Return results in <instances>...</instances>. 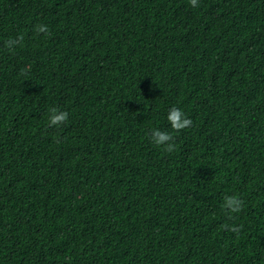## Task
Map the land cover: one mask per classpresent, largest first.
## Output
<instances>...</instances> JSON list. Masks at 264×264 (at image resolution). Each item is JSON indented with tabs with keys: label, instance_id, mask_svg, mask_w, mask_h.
<instances>
[{
	"label": "trees",
	"instance_id": "1",
	"mask_svg": "<svg viewBox=\"0 0 264 264\" xmlns=\"http://www.w3.org/2000/svg\"><path fill=\"white\" fill-rule=\"evenodd\" d=\"M0 264H264V0H0Z\"/></svg>",
	"mask_w": 264,
	"mask_h": 264
},
{
	"label": "clouds",
	"instance_id": "2",
	"mask_svg": "<svg viewBox=\"0 0 264 264\" xmlns=\"http://www.w3.org/2000/svg\"><path fill=\"white\" fill-rule=\"evenodd\" d=\"M190 7H199V0H188ZM35 31L37 34H49V29L47 25L37 24L35 26ZM24 40L23 34L17 36L16 38H9L5 41V47L9 52H14L16 47H18ZM30 69L25 68L21 70V75L26 74ZM69 113L62 111L57 107H52L48 110L47 122L49 127H57L65 124L68 121ZM170 128L173 132H181L182 130L189 128L192 121L186 116L183 110L173 106L168 110L166 117ZM151 142L157 147H163L164 151L171 153L176 150L174 144V136L171 132L161 131L159 129H153L149 137ZM244 201L237 195L226 196L223 201L222 208L228 215L229 219H233V214H238L243 210ZM228 231L239 233L240 228L238 226H229L227 224L222 226Z\"/></svg>",
	"mask_w": 264,
	"mask_h": 264
}]
</instances>
